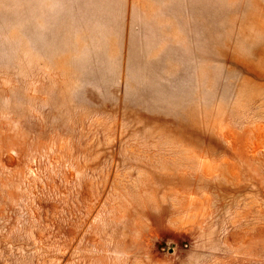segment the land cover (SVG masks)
<instances>
[{
	"label": "rangeland",
	"instance_id": "rangeland-1",
	"mask_svg": "<svg viewBox=\"0 0 264 264\" xmlns=\"http://www.w3.org/2000/svg\"><path fill=\"white\" fill-rule=\"evenodd\" d=\"M0 264H264V0H0Z\"/></svg>",
	"mask_w": 264,
	"mask_h": 264
}]
</instances>
